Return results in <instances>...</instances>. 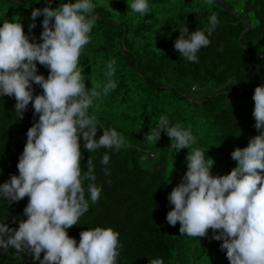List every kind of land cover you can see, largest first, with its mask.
<instances>
[{
    "label": "trees",
    "instance_id": "16d2710c",
    "mask_svg": "<svg viewBox=\"0 0 264 264\" xmlns=\"http://www.w3.org/2000/svg\"><path fill=\"white\" fill-rule=\"evenodd\" d=\"M46 2L0 0V25L20 22L28 35L32 9L43 8ZM64 2L51 0V6ZM92 2L97 19L78 68L88 89L102 87L107 82L106 65L115 59L112 79L117 86L94 100L89 115L97 118V138L103 130L114 129L128 146L88 152L80 140L81 172L87 171L91 159L101 194L92 203L89 181L84 182L89 208L78 224L66 229L68 235L78 243L82 230L111 227L119 234L117 264H150L154 259L163 264H230L221 241L211 238V229L207 238L189 237L179 233V222L174 227L168 224L166 214L173 205L167 197L187 170L188 151H203L206 162L214 160L210 172L223 175L236 165L231 159L234 148L247 146L258 134L252 113L254 88L264 84V0H213L211 5L206 0H147L149 11L144 15L131 10L132 0ZM212 13L218 23L208 37L210 44L197 52L196 62L188 61L174 48L179 28L208 35ZM42 20V15L35 19L30 41L33 36L40 41ZM37 70L47 77L49 70L38 62ZM33 89L34 95L42 93L38 85ZM15 103L14 96L0 95V183L10 174L18 175L27 130L38 120L31 103L22 118ZM161 116L170 126L191 130L196 142L175 152L163 131L156 142L148 141L146 135ZM105 153L107 165L101 163ZM27 203V196L18 202L0 198V221L17 228L19 220L26 219ZM0 264L39 261L30 253L17 256L10 246L7 252L0 250Z\"/></svg>",
    "mask_w": 264,
    "mask_h": 264
},
{
    "label": "clouds",
    "instance_id": "9594fccd",
    "mask_svg": "<svg viewBox=\"0 0 264 264\" xmlns=\"http://www.w3.org/2000/svg\"><path fill=\"white\" fill-rule=\"evenodd\" d=\"M206 3L211 5L213 0ZM95 7L92 0H66L53 8L47 0L43 8L32 9L28 35L20 22L0 25V95L14 96L20 118L30 103L33 115L38 114L26 133L18 175L10 174L0 183V198L18 202L28 197L23 210L26 219L19 220L17 228L0 221V250L7 252L11 246L17 256L30 253L39 264H117L119 255V234L111 227L82 230L78 243L66 231L88 211L84 182L89 181L92 203L101 194L94 183L91 159L87 160V171L81 172L80 140L88 152L128 146L114 129L103 130L97 138V118L89 115L94 100L117 86L112 79L115 59L106 65L107 82L102 87L88 89L78 68L97 19ZM129 7L141 15L149 11L147 0H132ZM41 15L40 41L34 36L30 41L35 19ZM217 23L212 13L208 35L200 30L189 32L187 26L179 28L174 48L188 61L196 62L197 52L210 44L208 37ZM37 62L49 70L46 78L38 74ZM33 84L40 86L42 93L34 95ZM253 100L258 134L249 138L247 146L231 152L235 167L227 174L213 175L212 158L206 162L203 151H188L187 170L167 197L173 205L166 214L168 224L174 227L179 222V233L189 237L207 238L211 229V238L221 241L220 249L226 250L230 264H264V84L254 88ZM161 131L168 135L175 152L196 142L191 130L179 124L170 126L166 116L159 118L146 139L156 142ZM108 162L105 153L101 163ZM150 264L163 261L154 259Z\"/></svg>",
    "mask_w": 264,
    "mask_h": 264
},
{
    "label": "water",
    "instance_id": "95a60500",
    "mask_svg": "<svg viewBox=\"0 0 264 264\" xmlns=\"http://www.w3.org/2000/svg\"><path fill=\"white\" fill-rule=\"evenodd\" d=\"M249 26V20H245V28H244V31H246V29L248 28Z\"/></svg>",
    "mask_w": 264,
    "mask_h": 264
},
{
    "label": "rangeland",
    "instance_id": "374dc122",
    "mask_svg": "<svg viewBox=\"0 0 264 264\" xmlns=\"http://www.w3.org/2000/svg\"><path fill=\"white\" fill-rule=\"evenodd\" d=\"M97 3H101L103 2V0H95Z\"/></svg>",
    "mask_w": 264,
    "mask_h": 264
}]
</instances>
